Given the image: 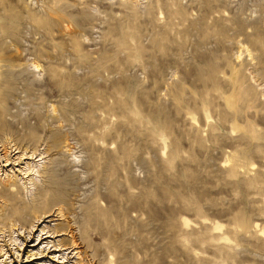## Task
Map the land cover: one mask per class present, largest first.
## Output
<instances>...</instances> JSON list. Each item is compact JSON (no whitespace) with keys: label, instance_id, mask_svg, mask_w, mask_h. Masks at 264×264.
Instances as JSON below:
<instances>
[{"label":"rangeland","instance_id":"obj_1","mask_svg":"<svg viewBox=\"0 0 264 264\" xmlns=\"http://www.w3.org/2000/svg\"><path fill=\"white\" fill-rule=\"evenodd\" d=\"M0 264H264V0H0Z\"/></svg>","mask_w":264,"mask_h":264},{"label":"bare ground","instance_id":"obj_2","mask_svg":"<svg viewBox=\"0 0 264 264\" xmlns=\"http://www.w3.org/2000/svg\"><path fill=\"white\" fill-rule=\"evenodd\" d=\"M66 212V211H65ZM65 214V213H64ZM66 215V214H65ZM73 239H75V236L72 234Z\"/></svg>","mask_w":264,"mask_h":264}]
</instances>
